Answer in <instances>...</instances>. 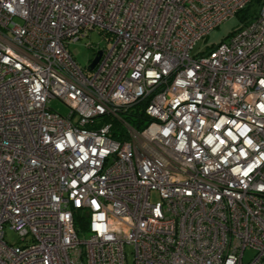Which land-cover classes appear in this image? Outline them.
Wrapping results in <instances>:
<instances>
[{"label": "built area", "instance_id": "1", "mask_svg": "<svg viewBox=\"0 0 264 264\" xmlns=\"http://www.w3.org/2000/svg\"><path fill=\"white\" fill-rule=\"evenodd\" d=\"M252 1L0 0V264H264V0L190 56Z\"/></svg>", "mask_w": 264, "mask_h": 264}, {"label": "rangeland", "instance_id": "2", "mask_svg": "<svg viewBox=\"0 0 264 264\" xmlns=\"http://www.w3.org/2000/svg\"><path fill=\"white\" fill-rule=\"evenodd\" d=\"M242 23L243 21L239 15H234L220 23L216 28L212 29L205 38L195 44L190 52V56L198 57L199 55L206 54L209 47L225 41L228 36L241 27ZM110 44L111 41H109V38L106 35L99 33L97 30H93L89 32L87 36L82 37L77 41L70 42L67 46V50L71 53L75 62L86 70L95 53ZM48 106L61 115H67L69 113L68 106L58 98L50 99ZM79 236L84 238L87 234L79 233ZM4 239L9 244H15L18 241V236L14 231L6 228ZM253 254L254 253L251 249L245 250L243 260H249L253 257Z\"/></svg>", "mask_w": 264, "mask_h": 264}, {"label": "trees", "instance_id": "3", "mask_svg": "<svg viewBox=\"0 0 264 264\" xmlns=\"http://www.w3.org/2000/svg\"><path fill=\"white\" fill-rule=\"evenodd\" d=\"M260 5V0H253L250 2L246 7H244L242 10H240L236 15H239L243 21L242 24H245L250 19H252L256 13V10L258 9V6ZM215 47V45L209 47L207 51L212 50ZM147 102H139L135 104L134 106L130 107L128 110H126L123 114V119L125 122H127L132 128L136 130L142 129L147 123H148V117L146 116L144 109ZM103 120H107L106 118H101ZM117 128H120L118 122L113 121V131L112 136L115 139L119 138V134L116 132ZM76 225L81 226V228H84L85 224L84 222H81L80 219H76L75 221Z\"/></svg>", "mask_w": 264, "mask_h": 264}, {"label": "water", "instance_id": "4", "mask_svg": "<svg viewBox=\"0 0 264 264\" xmlns=\"http://www.w3.org/2000/svg\"><path fill=\"white\" fill-rule=\"evenodd\" d=\"M101 56V51H97L95 56L93 57V59L90 61L88 68L91 70L94 68V66L96 65V63L98 62V60L100 59Z\"/></svg>", "mask_w": 264, "mask_h": 264}]
</instances>
